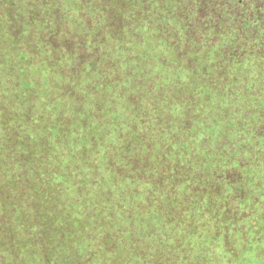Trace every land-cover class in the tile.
<instances>
[{"label": "trees", "instance_id": "obj_1", "mask_svg": "<svg viewBox=\"0 0 264 264\" xmlns=\"http://www.w3.org/2000/svg\"><path fill=\"white\" fill-rule=\"evenodd\" d=\"M47 64L62 97H36ZM82 190L161 195L151 264H264V0H0V264H92L61 258Z\"/></svg>", "mask_w": 264, "mask_h": 264}, {"label": "rangeland", "instance_id": "obj_2", "mask_svg": "<svg viewBox=\"0 0 264 264\" xmlns=\"http://www.w3.org/2000/svg\"><path fill=\"white\" fill-rule=\"evenodd\" d=\"M93 5H96V3H93ZM82 7L83 6L79 7L80 9L78 10L76 6H73V8L76 9H74L73 12H75V14H77L78 12V16H80ZM96 8L97 7L93 8L94 13ZM41 20L43 22H50L51 18H49L48 14L47 16H44L43 19L41 18ZM44 67H41V70L44 71H42V74L41 70L38 68L34 70L28 69V71L31 72L32 76L35 74L39 75V78L36 82L38 86L36 97L48 96V93L50 91H55L57 93V97H62L58 95V89L60 88L58 77L60 72L57 71V68H54L52 64H47V66ZM47 69H52L54 73L50 72ZM63 74V77L67 79L66 70H63ZM23 76L25 77V79H27L25 73L22 74V77ZM67 91L68 89H63V93L65 95H68ZM150 108L151 106L143 107L141 112L142 115L150 114ZM56 109L57 115L55 118H52L51 115L48 116L46 113L40 115L39 119L41 126L47 129L53 128L55 131L61 129L58 127V125H55V122L57 121V119L60 118L62 112L60 109H58V107ZM98 110V114H102V117L98 118V120L100 121H105L103 116L108 115L112 119L116 115V113L114 112L108 114L107 112H104L101 109ZM114 110L118 112L116 107L114 108ZM148 127L151 128L150 126ZM141 130L142 132H149L147 129L144 128H142ZM136 134L138 135L140 133L136 131ZM139 138L141 139V137ZM206 193L207 195L213 197L215 195L213 192L208 193V191H206ZM155 194L156 193L150 195L148 194L145 200H142L140 199L141 197H138L137 204H134L133 207L129 206L128 208H125V210L122 208L116 211L106 210L101 206H92V196L86 190H82L78 194V197H80L79 207L76 209L74 208L72 203H69V205L65 207L64 210L67 214V219L70 220L68 223V227L70 228L68 229V233L70 234V236L66 237L67 245H69L68 252L66 254H61V258L65 261V263H67L71 262L72 260L74 261L78 257L84 259L85 257H87V254L88 257L90 256L91 258V254H93L94 257L91 258V260L93 259L92 264H114L115 262V264H131V260H137V258L139 259L140 264H151V258L154 254V243L156 241H161V239H166L167 243L162 241L163 244L166 245L171 240L170 234H168L165 230L167 229L166 225L164 227H158L156 231L153 232V225L147 222V224L143 225V229L147 228V232L145 234L144 232L139 233V231H137L140 227L137 226L140 224V222H138L139 218L136 220L137 213L142 214L141 218H143L144 221L145 217L149 218L151 215H153L154 212H156V210L160 212L163 211L161 203H158L162 201L163 198L158 193L156 195ZM153 195H155V197ZM75 199L76 198H74V201ZM128 199L130 200V197H128ZM150 199H152V201L146 204L148 206L140 203V201L145 203L149 202ZM176 199L178 202V204H176V207L184 206V204L182 203L183 199H181V196L177 198V196L175 195V200ZM211 205L212 203L210 204V206ZM169 206L166 205L164 207L166 209L164 212H166L167 215L170 214V211L168 210L174 209L173 204ZM198 207H204V204L201 203L200 205H198ZM173 220L178 226L176 228L173 227V229H171V227L169 228L172 233L174 230H182L186 227L185 222L179 223V219L177 218V216H175ZM194 226L196 227L197 224H195ZM160 231L161 234L159 233ZM156 233L157 236H155ZM153 236L156 237V239H154ZM130 243H133L136 246H133ZM132 248H136L138 251L131 252Z\"/></svg>", "mask_w": 264, "mask_h": 264}]
</instances>
